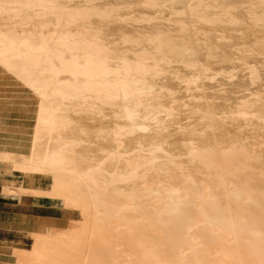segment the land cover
I'll return each mask as SVG.
<instances>
[{
    "label": "bare ground",
    "instance_id": "bare-ground-1",
    "mask_svg": "<svg viewBox=\"0 0 264 264\" xmlns=\"http://www.w3.org/2000/svg\"><path fill=\"white\" fill-rule=\"evenodd\" d=\"M1 70L82 215L21 264H264V0H0Z\"/></svg>",
    "mask_w": 264,
    "mask_h": 264
},
{
    "label": "rangeland",
    "instance_id": "rangeland-1",
    "mask_svg": "<svg viewBox=\"0 0 264 264\" xmlns=\"http://www.w3.org/2000/svg\"><path fill=\"white\" fill-rule=\"evenodd\" d=\"M0 73V151L27 154L35 126L36 103L10 76L2 70ZM2 163L0 264H21L19 253L33 252L35 234L68 231L72 223L82 221V215L61 200L34 194L35 189L48 190L52 186L50 177L27 176Z\"/></svg>",
    "mask_w": 264,
    "mask_h": 264
}]
</instances>
